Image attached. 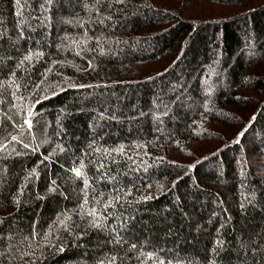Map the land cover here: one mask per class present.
I'll return each mask as SVG.
<instances>
[{"label":"trees","instance_id":"obj_1","mask_svg":"<svg viewBox=\"0 0 264 264\" xmlns=\"http://www.w3.org/2000/svg\"><path fill=\"white\" fill-rule=\"evenodd\" d=\"M0 264H264V0H0Z\"/></svg>","mask_w":264,"mask_h":264},{"label":"rangeland","instance_id":"obj_2","mask_svg":"<svg viewBox=\"0 0 264 264\" xmlns=\"http://www.w3.org/2000/svg\"><path fill=\"white\" fill-rule=\"evenodd\" d=\"M213 9H219L220 7H217V6H212ZM236 10V11H235ZM241 11V9L239 10ZM238 12L237 9H232V8H222L221 11H217V12H214V13H211V17H226V16H230L234 13ZM202 19H205V18H202Z\"/></svg>","mask_w":264,"mask_h":264},{"label":"snow or ice","instance_id":"obj_3","mask_svg":"<svg viewBox=\"0 0 264 264\" xmlns=\"http://www.w3.org/2000/svg\"><path fill=\"white\" fill-rule=\"evenodd\" d=\"M77 174H79V173H77Z\"/></svg>","mask_w":264,"mask_h":264}]
</instances>
